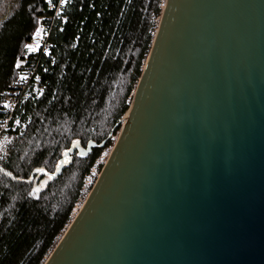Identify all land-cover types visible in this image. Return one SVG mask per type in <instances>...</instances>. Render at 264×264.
I'll return each instance as SVG.
<instances>
[{"label":"water","instance_id":"95a60500","mask_svg":"<svg viewBox=\"0 0 264 264\" xmlns=\"http://www.w3.org/2000/svg\"><path fill=\"white\" fill-rule=\"evenodd\" d=\"M126 112L43 264H264V0H164Z\"/></svg>","mask_w":264,"mask_h":264},{"label":"trees","instance_id":"16d2710c","mask_svg":"<svg viewBox=\"0 0 264 264\" xmlns=\"http://www.w3.org/2000/svg\"><path fill=\"white\" fill-rule=\"evenodd\" d=\"M162 2L68 0L53 21V59L36 69L44 91L18 111L24 129L0 158V264H43L55 247L129 108ZM48 6L0 0V115L34 51L27 46L53 15ZM89 143L103 144L84 157L73 153L57 177H47L72 146Z\"/></svg>","mask_w":264,"mask_h":264},{"label":"built area","instance_id":"2783aa9c","mask_svg":"<svg viewBox=\"0 0 264 264\" xmlns=\"http://www.w3.org/2000/svg\"><path fill=\"white\" fill-rule=\"evenodd\" d=\"M55 5L56 7L53 8L49 4L48 8L53 11V15L40 24L39 34L33 38V44L36 48L5 99L4 108L0 115V156L8 153L9 146L14 139L19 126L18 111L23 110L22 107L25 102L38 98L44 90V85L41 83V78L36 69L42 60L53 59L49 42L51 27L55 18L59 17L65 8L64 6L61 9L58 1ZM58 9L59 11H57ZM13 119H15L14 122H12Z\"/></svg>","mask_w":264,"mask_h":264},{"label":"rangeland","instance_id":"374dc122","mask_svg":"<svg viewBox=\"0 0 264 264\" xmlns=\"http://www.w3.org/2000/svg\"><path fill=\"white\" fill-rule=\"evenodd\" d=\"M34 48H35L34 45L30 43V45L27 46V53L32 51ZM24 126H19L20 128H19V130L15 136V141L17 139L18 134H20V132H22V130L24 129ZM119 132H120V127H119V130L116 132V134L111 137V146L101 153V155L99 156L98 160L95 163V166L91 169L90 174L86 177V180L84 183V188H83V198L74 207L72 214H71V219L74 217L75 213L78 212V210L82 206L89 190L91 189V187L94 185L95 181L97 180V177H98L104 163L106 162V160L109 156V153H110V151L113 147V144L115 143V141L119 135Z\"/></svg>","mask_w":264,"mask_h":264},{"label":"bare ground","instance_id":"6f19581e","mask_svg":"<svg viewBox=\"0 0 264 264\" xmlns=\"http://www.w3.org/2000/svg\"><path fill=\"white\" fill-rule=\"evenodd\" d=\"M163 2H164V0H163ZM163 2H162V4H163ZM159 17H160V16H159ZM38 34H39V32H38ZM38 34H37V35H38ZM37 35H36V36H37ZM36 36H35V37H36ZM35 37H34V38H35ZM31 44H33V40L31 41ZM33 45H34V44H33ZM34 47H35V45H34ZM35 48H36V47H35ZM35 48H34V50H35ZM43 91H44V90H43ZM42 93H43V92H42ZM41 95H42V94H41ZM41 95H40V96H41ZM40 96H39V97H40ZM39 97H38V98H39ZM126 115H127V112L125 113L124 116L126 117ZM19 119H20V118H19ZM13 122H14V121H13ZM18 123H19V120H18ZM19 128H20V127L18 126V127H17V130H16V132H15V136H16V134H17ZM15 136H14V139H13L11 145L9 146V151H10L11 147L13 146V144H14V142H15ZM9 151H8V152H9ZM7 154H8V153H7ZM7 154H6V155H7ZM6 155H4V156H6ZM4 156H0V158H2V157H4ZM76 213H77V212H76ZM76 213H75V215H76ZM75 215H74V216H75ZM72 219H73V218H72ZM72 219H71V220H72ZM69 223H70V222H69ZM69 223H68V224H69ZM67 226H68V225H67ZM67 226H66V228H67ZM66 228H65V230H66ZM65 230H64V231H65ZM63 233H64V232H63ZM63 233H62V234H63ZM61 236H62V235H61ZM59 239H60V238H59ZM56 244H57V243H56ZM50 253H51V252H50ZM50 253H49V254H50ZM48 256H49V255H48ZM48 256H47V257H48ZM47 257H46V258H47ZM45 260H46V259H45ZM44 262H45V261H44Z\"/></svg>","mask_w":264,"mask_h":264},{"label":"snow or ice","instance_id":"6c2138e0","mask_svg":"<svg viewBox=\"0 0 264 264\" xmlns=\"http://www.w3.org/2000/svg\"><path fill=\"white\" fill-rule=\"evenodd\" d=\"M44 2L46 4H51L53 8L56 7V5L52 3V0H44ZM58 2H59L60 8L62 9L65 6L66 0H58ZM57 11H59V9ZM5 107H6V105H5Z\"/></svg>","mask_w":264,"mask_h":264}]
</instances>
